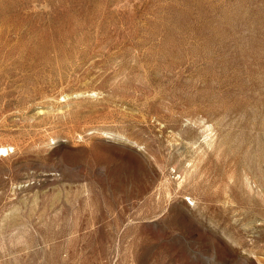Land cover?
Listing matches in <instances>:
<instances>
[{
	"label": "rangeland",
	"instance_id": "1",
	"mask_svg": "<svg viewBox=\"0 0 264 264\" xmlns=\"http://www.w3.org/2000/svg\"><path fill=\"white\" fill-rule=\"evenodd\" d=\"M0 146V264H264V0H0Z\"/></svg>",
	"mask_w": 264,
	"mask_h": 264
},
{
	"label": "bare ground",
	"instance_id": "2",
	"mask_svg": "<svg viewBox=\"0 0 264 264\" xmlns=\"http://www.w3.org/2000/svg\"><path fill=\"white\" fill-rule=\"evenodd\" d=\"M209 120H210V119H209ZM204 125H205V124H204ZM213 125H214V124H213ZM215 126H216V125H215ZM197 127H198V126H197ZM192 128H193V127H192ZM205 128L207 129V125H206ZM215 128H216V127H215ZM209 129H210V126H209ZM211 129H212V128H211ZM180 130H181V129H180ZM201 130H204V129H201ZM205 131H206V130H205ZM211 131H212V130H210V132H211ZM180 132H181V131H180ZM190 132H191V131H190ZM213 132H214V131H213ZM183 133H184V132H183ZM204 133H205V132H204ZM206 134H208L207 131H206ZM211 134H214V133H211ZM188 135H189V134H188ZM204 135H205V134H204ZM181 136H182V134H181ZM206 136H207V135H206ZM202 138H203V137H202ZM207 138H208V136H207ZM211 138H212V137H211ZM213 138H216V137H213ZM213 138H212V139H213ZM208 139H210V137H209ZM212 139H211V141H212ZM206 140H207V139H206ZM216 140H217V139H216ZM216 142H217V141H216ZM212 144H215V143L212 142ZM209 145H210V144H209ZM217 145H218V144H217ZM215 146H216V144H215ZM0 148L5 149L4 146H3V147L0 146ZM210 148H211V147H209V149H210ZM212 148H213V146H212ZM248 152H249V151H248ZM201 154H202V153H201ZM236 156H237V155H236ZM237 157H238V156H237ZM244 158H245V157H244ZM190 161H191V160H190ZM251 162H252V161H251ZM256 162H257V160H256ZM190 164H192V163H189L188 166H190ZM193 164H194V163H193ZM183 165H184V164H183ZM185 165H186V164H185ZM243 165H244V164H243ZM195 166H196V164H195ZM251 166H252V165H251ZM184 167H185V166H184ZM243 167H245V166H243ZM255 167H257V166H255ZM193 168H194V167H193ZM193 168H192V169H193ZM244 169H245V168H244ZM250 169H251V168H250ZM186 170H187V169H186ZM186 170H185V172H186ZM245 170H246V169H245ZM255 170H256V168H255ZM183 171H184V170H183ZM180 173H182V172H180ZM189 173H190V172H189ZM254 173H255V171H254ZM186 174H187V173H185V175H186ZM251 174H253V170H252V173H251ZM180 175H181V174H180ZM183 176H184V175H183ZM183 176H182V179L184 178ZM255 176H256V174H255ZM259 176H260V175H259ZM261 176H263V175H261ZM251 177H252V176H251ZM260 178H261V177H260ZM259 180H260V179H259ZM180 181H181V179H180ZM255 182H256V180H255ZM258 182H259V181H258ZM259 183H260V182H259ZM262 183H263V182H262ZM262 183H261V184H262ZM179 184H180V183H179ZM261 186H262V188H263V185H261ZM263 189H264V188H263ZM263 189H262V190H263ZM262 193H263V192H262Z\"/></svg>",
	"mask_w": 264,
	"mask_h": 264
},
{
	"label": "built area",
	"instance_id": "3",
	"mask_svg": "<svg viewBox=\"0 0 264 264\" xmlns=\"http://www.w3.org/2000/svg\"><path fill=\"white\" fill-rule=\"evenodd\" d=\"M1 151H2L1 154H5V155L8 154L9 152L8 149H1Z\"/></svg>",
	"mask_w": 264,
	"mask_h": 264
}]
</instances>
